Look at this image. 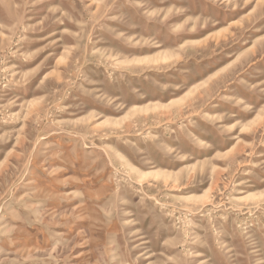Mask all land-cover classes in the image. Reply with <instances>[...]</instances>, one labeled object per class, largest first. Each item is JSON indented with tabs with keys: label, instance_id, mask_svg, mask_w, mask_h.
<instances>
[{
	"label": "rangeland",
	"instance_id": "rangeland-1",
	"mask_svg": "<svg viewBox=\"0 0 264 264\" xmlns=\"http://www.w3.org/2000/svg\"><path fill=\"white\" fill-rule=\"evenodd\" d=\"M0 264H264V0H0Z\"/></svg>",
	"mask_w": 264,
	"mask_h": 264
},
{
	"label": "bare ground",
	"instance_id": "bare-ground-1",
	"mask_svg": "<svg viewBox=\"0 0 264 264\" xmlns=\"http://www.w3.org/2000/svg\"><path fill=\"white\" fill-rule=\"evenodd\" d=\"M191 197V196H190Z\"/></svg>",
	"mask_w": 264,
	"mask_h": 264
}]
</instances>
